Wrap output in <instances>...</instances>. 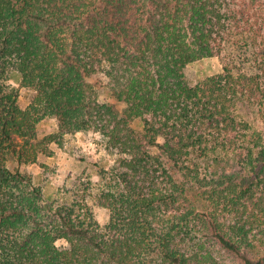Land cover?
I'll list each match as a JSON object with an SVG mask.
<instances>
[{
	"label": "trees",
	"instance_id": "trees-1",
	"mask_svg": "<svg viewBox=\"0 0 264 264\" xmlns=\"http://www.w3.org/2000/svg\"><path fill=\"white\" fill-rule=\"evenodd\" d=\"M86 131L113 165L46 202L20 167ZM0 264H264V0H0Z\"/></svg>",
	"mask_w": 264,
	"mask_h": 264
},
{
	"label": "rangeland",
	"instance_id": "rangeland-1",
	"mask_svg": "<svg viewBox=\"0 0 264 264\" xmlns=\"http://www.w3.org/2000/svg\"><path fill=\"white\" fill-rule=\"evenodd\" d=\"M221 72L222 64L217 57L193 63L184 71L186 79L192 85ZM9 85L11 89L19 91V106L25 110L35 97V91L21 87V76L18 73L11 75ZM99 99L114 105L119 114L125 110V106L110 98L104 87L100 88ZM136 125L139 130L142 129L139 123ZM57 129L58 120L46 117L38 124L37 134L42 138L55 133ZM114 159V154L106 149L104 138L99 133L86 131L65 136L61 144H50L46 154L40 155L34 164L22 165L20 171L42 189L46 202L70 205L86 193L88 182L94 184L99 181L100 172L111 168ZM10 167L13 168L14 165ZM86 201L96 223L100 227L106 226L109 221L108 211L89 198ZM57 244L66 245L63 240Z\"/></svg>",
	"mask_w": 264,
	"mask_h": 264
}]
</instances>
